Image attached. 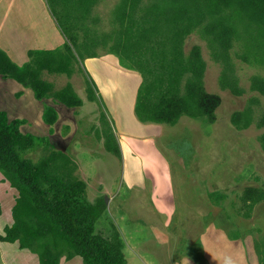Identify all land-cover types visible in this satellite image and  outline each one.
<instances>
[{
    "label": "rangeland",
    "instance_id": "374dc122",
    "mask_svg": "<svg viewBox=\"0 0 264 264\" xmlns=\"http://www.w3.org/2000/svg\"><path fill=\"white\" fill-rule=\"evenodd\" d=\"M119 1L100 0L93 10L103 32L111 28ZM64 11L55 0H0V48L11 50L3 49L4 44L13 47L16 53L9 51V56L18 65L28 61V50L62 48L66 38L58 19ZM194 45L202 47L207 62V91L222 99L214 123L187 116L173 126L141 123L135 105L142 76L123 68L102 47L96 50L98 57L75 62L72 77L43 74L55 91L71 84L82 107L69 109L53 99L38 100L33 90L1 79L0 111L7 112L11 120H25L24 134L50 138V145L30 153V158L38 160L55 149L74 161L76 175L87 184L86 199L95 203L104 197L107 204L97 230L104 232L114 225L127 257L132 253L124 237L137 235L147 241L155 257L150 264H187L191 259L209 264L204 257L206 246L217 252L212 264H264L256 249L258 244L264 257V202L246 219L241 201L248 187L264 190V128L255 123L239 131L231 123L232 114L245 109L252 98L258 100L255 122L264 114V96L250 90V78L264 77V69L235 60L240 87L245 90L236 97L221 89L222 68L198 35L188 39L186 51ZM87 77L94 83L95 102L88 99ZM49 106L58 112L53 126L43 118ZM107 137L111 148L120 146L122 158L108 150ZM16 195L0 173V230L13 221ZM223 196L222 205L216 206L213 197ZM214 233L234 243L213 240ZM77 263L83 264L82 258L73 264Z\"/></svg>",
    "mask_w": 264,
    "mask_h": 264
},
{
    "label": "trees",
    "instance_id": "16d2710c",
    "mask_svg": "<svg viewBox=\"0 0 264 264\" xmlns=\"http://www.w3.org/2000/svg\"><path fill=\"white\" fill-rule=\"evenodd\" d=\"M55 1L65 9L58 19L66 38L62 48L30 50L29 61L22 66L0 48V76L33 90L38 100L53 99L69 109L82 107L71 84L55 91L42 77L44 73L72 77L74 63L98 57L96 50L102 47L123 68L142 76L135 105L141 123L173 126L183 116L214 123L222 99L207 91L202 47L194 45L187 52L188 39L198 35L206 43L212 60L222 68L221 89L236 97L245 90L240 87L235 60L264 69V0H120L111 28L105 32L92 14L100 0ZM250 90L264 96V77L252 76ZM87 92L89 101L95 102V87L89 78ZM257 104L252 98L245 109L232 114L231 123L237 130H248L255 123L264 128V114L255 122ZM43 118L53 126L58 112L49 106ZM24 124L25 120H11L7 112L0 111V173L18 192L13 223L5 226L0 242L18 244L21 250L37 255L40 264H62L77 257L83 264H129L114 225L104 232L97 230L107 210L104 197L95 203L86 199L87 184L76 175V164L64 152L52 149L38 160L30 158V153L48 147L50 138L24 134ZM108 138V150L122 158L120 146L111 148ZM261 144L264 150V134ZM213 198L220 206L226 196ZM241 201L244 217L250 219L256 206L264 202V190L248 187ZM256 249L262 263L258 244Z\"/></svg>",
    "mask_w": 264,
    "mask_h": 264
},
{
    "label": "crops",
    "instance_id": "0c3cea01",
    "mask_svg": "<svg viewBox=\"0 0 264 264\" xmlns=\"http://www.w3.org/2000/svg\"><path fill=\"white\" fill-rule=\"evenodd\" d=\"M3 47H4L3 49H10L11 48V50L5 51L8 55L10 54L9 51H13L14 50V52L16 53V50L13 47L7 46L6 44H4ZM51 50H53V49H51ZM29 51L30 50L27 51V56H28V52ZM28 61H29V57H28ZM27 62H25V63H27ZM24 64H22V65H24ZM22 65H20V66H22ZM1 79H3V78L0 76V82L2 81ZM58 104H60L61 106H64L61 103H58ZM128 141H130V140H128ZM124 143H126V142H124ZM10 187H11V185H10ZM11 194H15V193L12 191ZM17 197H18V192H17V195H16L15 199ZM15 203H16V201L14 202V205H15ZM12 223H13V221H12ZM4 228H5L4 226L1 228L0 235L4 234ZM214 234L215 235H214L213 240H217V241L219 240L220 243H224V244H232V243H234L226 235L225 236H223V235L220 236L217 233H214ZM124 239H125L126 245H128V248H129L130 252L132 253L131 257H127L126 252H125L126 249L124 247V253H125L126 259H127L129 264H138L136 260H139L140 264H150V260L155 258L154 256H152L153 253L150 250V248H148L147 241H143L142 242L141 239L138 238L137 235H130V236L124 237ZM122 241H123V239H122ZM14 245H17V247H15ZM215 254H217V252H216L214 247L207 249V246H206V250L204 251V255H205L204 257L206 258V260L208 261L209 264H212L211 260L213 261V258H214ZM77 258H79V257H77ZM77 258H75V259H73L71 261L63 260L62 264H73L74 262H76ZM241 258L242 259H246V257L244 258L242 256H241ZM131 259H133L132 262H131ZM242 259H240V261H242ZM195 261H196L195 259H191V262L187 263V264H197ZM153 263H155V262H153ZM0 264H40V262H39V258H38L37 255L31 253L28 250H21L18 244H10V243H2V242H0ZM77 264H80V263H77ZM177 264H184V263L181 262V263H177ZM227 264H230V262H228Z\"/></svg>",
    "mask_w": 264,
    "mask_h": 264
}]
</instances>
